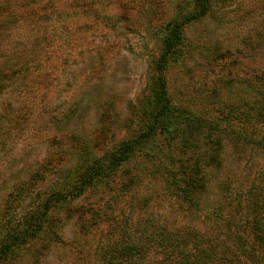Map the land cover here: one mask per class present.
I'll return each instance as SVG.
<instances>
[{
  "label": "rangeland",
  "instance_id": "374dc122",
  "mask_svg": "<svg viewBox=\"0 0 264 264\" xmlns=\"http://www.w3.org/2000/svg\"><path fill=\"white\" fill-rule=\"evenodd\" d=\"M0 9V247L36 228L55 188L70 189L95 159L108 165L120 139L171 108L129 160L48 209L0 264H99L93 251L118 237L115 226L150 218L207 229L221 202L232 246L234 217L245 234L254 209L264 212V149L239 135L256 132L240 108L253 100L246 78L264 69V0H0ZM177 30L160 95L157 62ZM206 152L218 156L206 188L186 196L181 173L167 174Z\"/></svg>",
  "mask_w": 264,
  "mask_h": 264
},
{
  "label": "trees",
  "instance_id": "16d2710c",
  "mask_svg": "<svg viewBox=\"0 0 264 264\" xmlns=\"http://www.w3.org/2000/svg\"><path fill=\"white\" fill-rule=\"evenodd\" d=\"M1 13L0 9V15ZM179 39L180 31L177 30L164 40L163 53L156 66L160 95L166 94V82L163 74L165 63L173 53ZM245 83L246 86L254 88L250 93L253 100L243 102L240 115L244 117V121H252L256 132H254V137L244 128L238 132L246 142L257 144L261 149H264V69L256 72L253 79L246 78ZM231 109L235 110L236 107ZM170 111L169 102L166 101L155 113L152 124L146 130L140 132L136 137L119 140L108 165L101 163L99 158L95 159L84 165L70 189L55 188L50 198L43 204V210L38 214L36 228L34 227L31 232L24 231L22 235L15 234L10 241L4 243L0 247V259L8 257L9 251L12 252L24 244L28 238L33 236L35 230L40 231L43 228V215L48 212V209L57 206L60 201L79 196L87 187L94 184L95 179L102 182L101 177L111 175L123 161L129 160L144 141H149L150 137L154 136L161 116ZM3 117L5 116L2 115V120L0 119V127L3 124ZM184 123H188L187 116L184 117ZM168 131H172V128ZM176 131L178 128H175ZM209 134L211 135L212 132L209 131ZM187 148L184 147V149ZM206 153L193 155L191 162L179 158L176 170L173 169L167 174L168 177L174 176L173 180L175 181L176 175L181 173L180 177L185 182L183 186L180 185V191L186 196L195 195L206 188L205 175L208 172L204 169L212 165V162L218 158L215 153ZM153 160L157 166H161L165 162V157L153 158ZM254 204L257 205L256 202ZM254 211L259 216L257 217L255 213L248 218L246 216V227H243V230H246L245 234L236 229L240 225V220L234 217L232 223L235 225V229L231 236L232 246L227 243L230 235L224 226L221 227L222 223L225 225L223 202H221L213 211L216 222L207 229L194 225H169L163 222L159 224L150 218L142 222L141 228H137V226L131 228L126 221L121 226L113 228L111 236L117 232L118 237H107V240L99 248L94 249L93 255L99 264H264V212L261 213L257 207ZM244 212L241 211L240 215L246 214ZM51 218L59 219L57 214L52 215ZM89 219L93 224L99 223L100 220L95 216L89 217Z\"/></svg>",
  "mask_w": 264,
  "mask_h": 264
}]
</instances>
